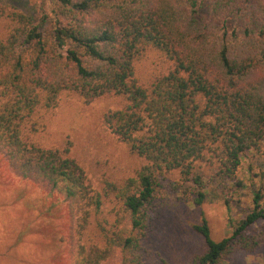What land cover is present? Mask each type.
Listing matches in <instances>:
<instances>
[{"label":"trees","instance_id":"trees-1","mask_svg":"<svg viewBox=\"0 0 264 264\" xmlns=\"http://www.w3.org/2000/svg\"><path fill=\"white\" fill-rule=\"evenodd\" d=\"M205 8L212 23L199 18ZM245 12L254 21L229 26ZM147 47L171 65L142 82L137 63ZM69 96L119 99L103 121L144 160L134 175L95 191L69 144L40 142ZM263 142L264 0H44L37 17L0 1V153L68 205L73 264H145L149 215L164 196L191 183L202 204V166L224 188L229 180L242 187V158ZM262 198L253 192L250 212L232 218L221 240L203 218L196 229L208 248L189 264H229L264 245Z\"/></svg>","mask_w":264,"mask_h":264},{"label":"rangeland","instance_id":"rangeland-1","mask_svg":"<svg viewBox=\"0 0 264 264\" xmlns=\"http://www.w3.org/2000/svg\"><path fill=\"white\" fill-rule=\"evenodd\" d=\"M22 8L33 16L44 0H0ZM199 18L214 20L207 8ZM253 13L237 16L230 27H245ZM171 61L147 47L137 63L140 81L149 82L167 71ZM119 99L103 96L90 104L75 96L66 98L37 138L48 147L70 145L71 153L85 168L95 191L103 192L107 180L134 175L143 159L130 151L103 121L105 112L120 107ZM207 185L202 204L194 202L193 184L177 194H167L150 212L144 255L145 264H189L194 256L207 251L204 236L196 229L206 218L215 240L232 233V218L245 217L253 207V192L261 191L264 207V142L242 158L236 180L242 187L220 185L215 169L199 167ZM179 172L174 177H179ZM231 199V208L226 198ZM190 199V200H189ZM112 203L107 201V207ZM70 210L62 196L49 192L38 182L17 175L0 153V264H73L70 252ZM104 264H116L109 261ZM229 264H264V245L253 252H237Z\"/></svg>","mask_w":264,"mask_h":264}]
</instances>
